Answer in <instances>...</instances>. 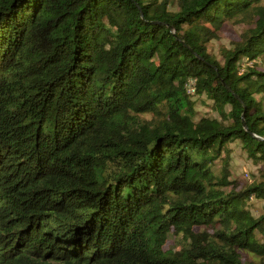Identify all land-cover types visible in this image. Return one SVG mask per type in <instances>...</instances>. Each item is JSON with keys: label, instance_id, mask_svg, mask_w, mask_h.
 <instances>
[{"label": "trees", "instance_id": "1", "mask_svg": "<svg viewBox=\"0 0 264 264\" xmlns=\"http://www.w3.org/2000/svg\"><path fill=\"white\" fill-rule=\"evenodd\" d=\"M261 57L264 0H0V264L264 259Z\"/></svg>", "mask_w": 264, "mask_h": 264}, {"label": "rangeland", "instance_id": "2", "mask_svg": "<svg viewBox=\"0 0 264 264\" xmlns=\"http://www.w3.org/2000/svg\"><path fill=\"white\" fill-rule=\"evenodd\" d=\"M252 22L248 24H235L232 21H227L223 24L221 31L219 33L218 39L211 42L209 46V50L219 57V51L221 48H229L230 43L234 40H237L238 35L241 32L249 28ZM257 72H264V58L259 59V63L257 65ZM204 99V98H202ZM196 102L195 111L197 112V116H210L214 118H218L216 112L211 111L210 105H205L201 103L197 98H192ZM206 104H211L206 102ZM226 110H229V107H226ZM149 119V116H146ZM229 164L232 174V179L238 180L240 187H245L249 185L248 178L252 180L254 183H257L261 179L264 178V166L261 163H254L251 159H249L245 152L241 148V144L238 141L230 143L229 146ZM220 163H217L219 166ZM245 174L248 175V178L245 177ZM250 212L251 214L257 218L264 213V205L262 202H250ZM248 264H262L264 259L255 258L252 255H245Z\"/></svg>", "mask_w": 264, "mask_h": 264}, {"label": "built area", "instance_id": "3", "mask_svg": "<svg viewBox=\"0 0 264 264\" xmlns=\"http://www.w3.org/2000/svg\"><path fill=\"white\" fill-rule=\"evenodd\" d=\"M245 65H250V62H243ZM195 82L196 80L195 79H189L186 84H185V88H186V92L188 95H194V92H195ZM245 177L248 178V175L245 174ZM249 183L252 182V180H250L249 178L247 179ZM255 199L251 198V201H253ZM262 204L264 205V201H262Z\"/></svg>", "mask_w": 264, "mask_h": 264}, {"label": "water", "instance_id": "4", "mask_svg": "<svg viewBox=\"0 0 264 264\" xmlns=\"http://www.w3.org/2000/svg\"><path fill=\"white\" fill-rule=\"evenodd\" d=\"M243 118V117H242ZM243 126H244V128L246 129V125L243 123ZM253 137H255V138H257V139H259L258 137H256L255 135H253Z\"/></svg>", "mask_w": 264, "mask_h": 264}]
</instances>
